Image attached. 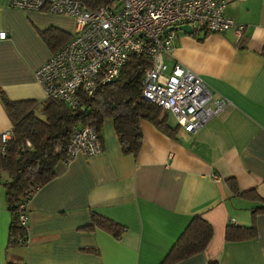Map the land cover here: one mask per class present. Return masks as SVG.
<instances>
[{
  "label": "crops",
  "instance_id": "1",
  "mask_svg": "<svg viewBox=\"0 0 264 264\" xmlns=\"http://www.w3.org/2000/svg\"><path fill=\"white\" fill-rule=\"evenodd\" d=\"M223 1L224 14L243 24L240 36L174 30L172 55L230 104L193 134L173 119L174 138L142 120L135 154L122 152L104 118L101 152L57 161L54 176L28 198L21 246L6 245L10 213L0 186V264H159L193 215L210 224L211 237L201 252L173 264H264V212L252 216L259 202L226 183L232 178L240 192L264 199V0ZM47 27L72 35L74 19L0 0V133L11 125L1 98L45 99L34 70L52 54L38 34ZM91 213L124 226L120 239L83 229ZM252 221L254 238L224 240L228 223Z\"/></svg>",
  "mask_w": 264,
  "mask_h": 264
},
{
  "label": "built area",
  "instance_id": "2",
  "mask_svg": "<svg viewBox=\"0 0 264 264\" xmlns=\"http://www.w3.org/2000/svg\"><path fill=\"white\" fill-rule=\"evenodd\" d=\"M104 2L88 8L79 0H9L14 8L65 14L74 19L70 39L34 70L45 98L60 100L72 109L80 107L97 87L117 76L128 54L133 53L144 55L150 63L140 81L142 100L163 108L184 132L193 134L230 104L172 55L174 30L183 25L191 31L232 30L236 37L240 36L243 24L224 14L223 0ZM4 37L0 32V39ZM8 138L9 130L0 133V151ZM101 150L99 128L84 123L72 130L63 161L77 153L88 157ZM31 194L15 207L18 223L24 229L25 205Z\"/></svg>",
  "mask_w": 264,
  "mask_h": 264
},
{
  "label": "trees",
  "instance_id": "3",
  "mask_svg": "<svg viewBox=\"0 0 264 264\" xmlns=\"http://www.w3.org/2000/svg\"><path fill=\"white\" fill-rule=\"evenodd\" d=\"M88 8L104 4V0H79ZM195 34V29L192 30ZM51 53H55L71 37L69 33L47 27L38 30ZM260 54L264 55V43ZM150 67L147 57L142 54H128L117 76L99 86L91 98L75 109L66 103L45 98L36 100H7L2 105L10 121L9 138L0 151V186L3 190L5 207L10 213L7 230V247L21 246L25 241V229L18 223L15 214L17 204L38 186L54 176V164L65 158V146L75 127L84 123L100 128L104 118L112 120L115 135L124 153L135 154L142 141L140 122L150 123L159 132L174 138L176 126L167 122V112L141 98V77ZM2 96V94L0 93ZM3 97V96H2ZM40 105L39 115L35 108ZM1 145V143H0ZM231 192L259 202L251 210L252 216L264 212V199L255 192H240L234 180L227 179ZM253 219V217H252ZM99 228L119 240L125 227L99 214L91 213L83 229ZM212 234V228L199 215H193L159 264H173L201 252ZM225 241H240L256 236L253 221L249 225L227 224L224 228ZM95 251L94 249H92ZM6 264H23L11 263ZM207 264H216L209 261Z\"/></svg>",
  "mask_w": 264,
  "mask_h": 264
},
{
  "label": "rangeland",
  "instance_id": "4",
  "mask_svg": "<svg viewBox=\"0 0 264 264\" xmlns=\"http://www.w3.org/2000/svg\"><path fill=\"white\" fill-rule=\"evenodd\" d=\"M27 11H34V10H27ZM37 12H40V11H37ZM42 13H45V14H54V13H50V12H47V11H42ZM177 31H179V29H176ZM72 33V32H71ZM40 105L38 104L37 106H36V108H35V113L37 114V115H39L40 116V114H39V109H40ZM167 122L169 123V124H173V118H172V116L171 115H169L168 113H167Z\"/></svg>",
  "mask_w": 264,
  "mask_h": 264
},
{
  "label": "water",
  "instance_id": "5",
  "mask_svg": "<svg viewBox=\"0 0 264 264\" xmlns=\"http://www.w3.org/2000/svg\"><path fill=\"white\" fill-rule=\"evenodd\" d=\"M168 29H170V28H168ZM179 29H181V30H183L185 32H188V33L191 32L189 26H187V25L180 26Z\"/></svg>",
  "mask_w": 264,
  "mask_h": 264
}]
</instances>
